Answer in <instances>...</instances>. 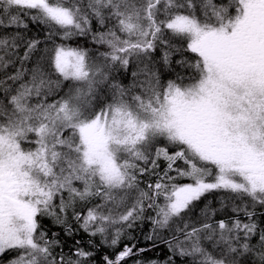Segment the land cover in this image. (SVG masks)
<instances>
[{
    "label": "snow or ice",
    "instance_id": "1",
    "mask_svg": "<svg viewBox=\"0 0 264 264\" xmlns=\"http://www.w3.org/2000/svg\"><path fill=\"white\" fill-rule=\"evenodd\" d=\"M148 209L190 264H264V0H0V264H88Z\"/></svg>",
    "mask_w": 264,
    "mask_h": 264
},
{
    "label": "trees",
    "instance_id": "2",
    "mask_svg": "<svg viewBox=\"0 0 264 264\" xmlns=\"http://www.w3.org/2000/svg\"><path fill=\"white\" fill-rule=\"evenodd\" d=\"M29 29L30 31L27 33L28 35H32L33 33L36 32V28L32 25V23L29 21ZM94 30H97V26L95 25L94 22ZM99 30H104V29H99ZM47 31L46 28H44L43 26H41L40 29V36L43 37L44 33ZM54 40L55 43L60 44V43H66L67 45H70L72 47H76L79 45H83L85 47H88L90 49H92L93 51H105L107 50L106 47L104 46H100V45H95L93 43H91V39L90 36L89 37H73L70 40L67 41H63L61 40L59 35L54 36ZM52 45L49 44V47H51ZM23 53V49H21V55ZM189 55H194V54H189ZM179 57H177L178 59ZM131 68L129 70V74L127 75L126 78H123L122 82L124 84H128L131 81V76H130V72H131ZM179 70V69H177ZM55 78V77H54ZM170 77H165V79H168ZM67 83V82H66ZM65 91L67 90L66 88L64 89ZM62 94V93H61ZM170 151H175L176 149L173 147L169 148ZM165 167V164L162 162L161 163V169ZM173 175H175V173H172ZM142 180H145L146 182L148 181V177H141ZM151 182H155V178H152ZM183 183H188L191 182L187 179L180 181ZM77 187H79V183L77 182ZM141 188H143L145 185L141 184L140 185ZM66 195V194H65ZM209 200L213 201V207L216 209H219L220 204H219V200L216 197L213 196H209L208 197ZM159 203L163 202V198H160ZM58 203V201H57ZM201 207L203 206V202L200 205ZM145 218L142 221H137L135 226L130 229L127 230L124 234V236H122L121 241L119 243V245L116 248H110L104 245H100L99 244V237L94 238L96 243L99 245L98 249H93V251H95V255L90 259V261L88 262V264H103V257L104 255H109L110 258L114 259V255L113 253L118 252L120 250H123V247L125 245L128 246H132L135 245V249L134 251H138L139 249L143 248V249H147L146 251L139 253L138 255H134L130 258L126 259V264H135L136 261H142L143 264H149L150 261H156L157 264H165L166 261H168L169 257L172 258V260L175 262V264H190L191 262V258H180L179 256L173 255L172 251L169 249L168 244L165 242L169 239H171V232L168 231H162L160 233V236L162 238H157L155 239V243H153L152 241L146 240L145 237L149 234H151L152 232V222L151 220H149L147 217L151 216V217H155L156 213L154 210L152 209H148L145 212ZM199 215V208H197L196 212L193 214V218H195V216ZM227 216L231 217L232 213L230 210H227ZM221 218H226L225 217V213L220 212L217 214V216L215 217V219H221ZM187 219V217H186ZM261 219H264V217H262ZM38 222L41 225V229L42 231H47L48 235L51 236L53 232L58 233L59 234V239L61 241V246L63 248V252L65 254L70 255V248L72 247V245L74 244L75 240H80L82 243V246H84L87 249V244L86 241L88 239L87 234L83 233V231H81L78 235H75L73 237H69L67 235H65L63 227L62 226H58V225H54L52 218L48 217V216H43V217H39L38 218ZM264 226V225H262ZM180 239H183V237L181 236ZM207 246V245H206ZM61 251L60 247H57L54 250V254L55 253H59ZM74 251V249H73ZM14 255V253L9 254V256ZM9 256L4 257L3 259L6 261ZM251 257H249V260L251 262Z\"/></svg>",
    "mask_w": 264,
    "mask_h": 264
},
{
    "label": "rangeland",
    "instance_id": "3",
    "mask_svg": "<svg viewBox=\"0 0 264 264\" xmlns=\"http://www.w3.org/2000/svg\"><path fill=\"white\" fill-rule=\"evenodd\" d=\"M160 204H163V202H161ZM220 204V203H219ZM220 208V207H219ZM228 210H230V208L228 209Z\"/></svg>",
    "mask_w": 264,
    "mask_h": 264
}]
</instances>
